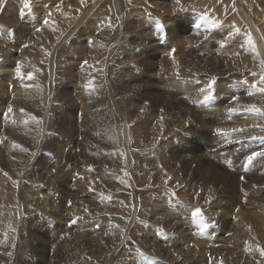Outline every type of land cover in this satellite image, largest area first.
I'll list each match as a JSON object with an SVG mask.
<instances>
[{"label":"rangeland","instance_id":"obj_1","mask_svg":"<svg viewBox=\"0 0 264 264\" xmlns=\"http://www.w3.org/2000/svg\"><path fill=\"white\" fill-rule=\"evenodd\" d=\"M19 1H22L23 4L26 3L25 6L16 8ZM140 1L141 0H139V1L135 0V3H133L134 6H132L128 0H127L128 3L126 2V0H98V1L97 0H84L83 3L81 2V0H61V1L60 0L59 1L58 0H9V3L7 4V6L0 13V17L2 14H6V16L4 17V19H6L5 21L0 19V32L2 30V32L0 33V43L1 44H2V42L8 43V44H9V42H10V44L13 43V45H8V44L5 45L3 43L2 47H7V45H8V47L9 46H15L14 45V42L16 41L15 38H18V40H19V38L21 37L23 44L25 41H27V42H25L24 46H23V44L20 45L21 43L19 45H16L13 48L14 49L13 51H15V53L13 51H11L12 53L11 52L10 53L13 55L15 54L18 57V55H19L18 53L20 52V50H21V52H23L22 50L25 47L24 52L26 55L28 54L27 57L38 56V58H40V56H41V58H42V59L40 58V61H39L40 67H38V68L33 67V64H31V66L33 67L32 68L30 66V64H28L29 62L25 66V67H27L29 65V67H27L29 73H32L33 77L35 76V78H33L34 82H32L33 79H31V80L29 79V81H31L29 84V81H27L28 77H26L28 74V71L27 70L25 71V69H24V71H23V72H25L24 75H23V73H19L20 71L18 72V70H19L20 64L18 63V61L16 63L6 61L4 59V56L1 54L2 52H5V51H2V50L0 51V78H4V82L0 83L3 85V91L1 90L2 88L0 87L1 88L0 89V130L3 129V131H2L3 133H0V180H1V182L9 181L10 177H14V175H17L16 173H19L18 174L19 176L20 175L22 176V174L24 175L23 177H21L22 180H19L17 183H13L14 185L12 183H10V184L8 183L7 189H9V191L11 192L10 194L9 193L4 194V193H2V190L0 189V219H1V221L6 223L8 221V217L10 216L11 211L12 212L16 211L15 213H19V209L16 207V205H13V204H15L12 201L13 196H10V195H14V193H15V195L20 198L21 195H20L19 190H20V188L21 189L25 188L24 189L25 194L28 195L30 193L29 197L31 198V194L33 193V189H31V188H33V184H36V183H37L36 185H38L37 186L38 190L35 188L36 193L40 194L41 200L44 202H45V197H46L45 203H47V204L49 203V205L46 204L48 207L54 208L55 205L58 206V208H57V206L55 207V210H57L56 212L60 218V220H59L56 217V215H54L53 213H42V212L38 213V216L36 218H39V221L36 224L39 227H44V228L37 231L35 229V227H32V225L29 223L30 220H28V218H27V216L29 214H27V215L21 214L23 217L20 218V220L17 219L16 220L17 223H15V224H18L19 226L22 225L21 226L22 231H23V233L27 234V236L22 233L21 240L16 238L17 240H15V241H17L18 243L20 242L22 247H24V248H22L24 250V255H21V257H18V255H17L18 246H14V248H13V245L11 243L12 241H10L11 239L14 240V237H11L10 239H5V240H8V242L6 243V248L7 247L10 248L12 246V248H10L12 250L7 248L9 250L5 249L4 251L0 252V264H5L6 262H7L6 264H10V263L15 264L16 262H19L17 264H22V262H23V264H26V263L27 264H52V263L58 264V263L63 262L65 257L60 253V252H62V249H61L62 248L61 247L62 240L61 239L65 238V237L68 238L67 236H69L70 232L68 230H62L60 232V234H61L60 238H58L57 232L61 228L70 229V228H72V226H75V227L81 229L80 221H90V220L81 219L78 217H68L71 215L69 212H71V211L72 212H78V210H79V212L90 213V208L88 207V206H90L89 202L91 200L97 198L96 193H93L91 191L86 192L85 188H83V189L80 187L75 188V186L73 184L74 181L72 180V178L76 179L75 176L77 174L85 173V175H87L88 178L90 176H92L90 178H92V180H93V178L95 179L93 181L94 182L96 181L97 186H99V184H100L99 187L100 188L102 187L101 188L102 191L109 190L110 182L105 178V172L106 171L107 172H108V170L113 171L112 167L110 166V161H109L110 154H109V152H110V148L113 149L115 146H120V145L116 144L117 142H115L114 140H113V142H110V143H107V141L114 139V138L117 141H119V139L117 138L116 133H115V130L119 129L118 127L122 128V129L126 128L125 131L128 132V130H129L130 131L129 133L134 132V135L130 136L132 138L129 137L130 140L133 138H136L135 134H137V132L138 133L142 132L143 134L142 133L141 134L145 136V137L143 136L144 138H143L142 142L149 141L150 137H153L154 140H156L158 135H159L158 136L159 137L158 140H159L161 138L160 137L161 133L166 134V130H164V128L169 124H171V126H173V127L175 126V128H176L174 131H172V133H171L172 135L169 138L163 139L166 141V145L163 148H159L160 151H158L159 149L158 150L155 149L154 151H152L151 150L152 145L149 143L144 144V145L142 144L139 147L137 146L138 148L136 147V145H135V147L131 145L130 148L136 150L134 152V153H136V155L139 154V156H141L143 158L152 157V161L154 162V163H152V166L149 170L137 168V171L141 174L138 176V179L134 181V183L139 184L145 188L152 189V188H155L157 186L158 180H160L166 174H169L174 179L180 178V177L182 179H187L188 181H186V182H191L192 180H196L198 182H203L204 180L201 179L197 175V173H195V171L197 168H201L203 170L204 166L200 165L196 160L199 159L200 162H202V161L207 162L209 160L213 166H215L218 170L222 171L220 173L221 175L228 177V179H230V180L232 179L234 182V186H233L231 181L229 180L231 183V186H233L234 188L232 189V187H229L230 190H227L228 192L226 191L225 192L226 194H224L223 196H232V197L238 196L241 199V204H239V205H242L245 207H250V205H248V201L250 199V194H252L253 200L256 203H259L260 205H264V157H257L251 163L248 162V157L251 155L252 152L264 151V139H253V137H264V109H263L264 107H262L261 105H258L254 109L246 108L245 111L238 112L235 115H231V119H230V121H227V123L236 122L240 119H251L250 125L237 127V129H239V133H240L239 137H241V138H239L238 143L235 146V148L231 147V148H225V149L217 150V148L215 149V148L209 146V144H212L217 139L218 132L216 130L217 129H223L226 127V126L218 127V125H215V123L213 122L212 119L213 118L217 119V116L220 113V111L231 112L232 109L236 106L235 103L237 102V97L240 94H242L243 92H247L250 90L256 91L260 86L264 88V83L262 84L261 81H259L260 79L258 80V78H260V76L262 74H264V66H262V63H260V62L264 61V59H263L264 58V28H262V26L264 27V25H262V19H261L262 17L259 15L262 13V11H264V0H256V2L254 0H251V1L250 0H232V1L231 0H217V3H219L221 5L220 6L221 9L224 7V11L223 10L220 11V12H223L222 15H220V13H218L217 15H215V17H214V15L211 16L212 19H215L218 15L222 16V18L217 17L218 19H216V21L219 20V21H221V23L218 21L220 25L218 24V26L215 29H212L211 32H210V30H211L210 25L207 24L208 21H205V20H208V14L203 11V9H205V7L203 6L202 0H200V4L198 2L199 0L198 1L194 0L193 3H192V0H190L191 2L189 0H184V1L179 0V2H177V0H146V1L144 0L145 2L142 0L141 1L142 3ZM243 1H246L245 4ZM64 2L66 5H63ZM138 2H140L139 4H141V5H139ZM182 2H185V6H184V3H182ZM196 3H198V5H200V6H198V5L196 6L195 5ZM248 3H249V5H248ZM90 4H93V5H90ZM190 4H191V6H190ZM255 4H256L257 8L254 7ZM243 5H244V7H243ZM247 5H248V7H247ZM183 6L185 7V9H183L184 8ZM192 6H194V7H192ZM173 8H175V9L173 10ZM178 8H180V9H178ZM87 9H88V11H86ZM64 10H65V12H64ZM233 11H235V12H233ZM250 12L251 13L253 12L252 13L253 15ZM132 13L133 14L135 13V15H133ZM175 13L177 15L178 14L179 15L177 16ZM235 13H237L236 16H235ZM60 14H62V16ZM159 14H160V16H159ZM57 15H58V17H57ZM70 16H71L70 20H72L71 22L69 20ZM59 17L61 18V20ZM83 17H85L84 25L80 24V22H79L82 20L81 18H83ZM231 17H234V18L237 17V19H238L237 23L238 24L236 22H235L236 24L235 23L231 24V21H229ZM258 17H260V18L258 19ZM87 18H89V19H87ZM244 18L248 22H244ZM247 18H249V20ZM56 19H57V22H56ZM224 20L225 21L227 20V21L225 22ZM45 21H48V22L45 23ZM242 22H244V23H242ZM249 22H250V24H249ZM259 24H260V26H259ZM74 25H75V27H74ZM76 25H78V26H76ZM204 25L205 26L209 25V27L207 26V30H206V27ZM243 25H245V26H243ZM247 25L249 26V28ZM219 27L223 29L221 34H219V33L221 32L220 30H222V29H220ZM105 28H107V29H105ZM122 28H124V29H122ZM251 28H253V29H251ZM76 29H77V31H76ZM78 29H80V30H78ZM95 29H97V31ZM108 29H109V31H108ZM226 29H228V30H226ZM94 30L96 32H94ZM105 30H107V31H105ZM115 30L117 31V34H116ZM224 30H226V31H224ZM229 30H231L232 32H230ZM105 32L107 35H105ZM125 32L127 33L128 37L130 36L129 38L126 36ZM212 32H214V33H212ZM216 32L218 34H216ZM251 32L253 33V35H255V38L252 36V34L251 35L249 34ZM66 33L67 34L69 33V34L67 35ZM131 33H132V35H131ZM206 33H207V35H205ZM210 33H211V35H210ZM20 34H21V36H20ZM51 34H53V36L56 38V40H54L56 43H58L59 40L60 41L64 40L65 42H67L66 44H68V46H70V49L72 48V50L73 51L75 50V51L71 52V54L67 55V56H65V52H61V53H63V55H61V53L58 51V50H60V47H56L57 45L55 42H53V43L50 42V35ZM108 34H109V36H108ZM136 34L137 35L139 34V37H141V38H139ZM213 34H215V35H213ZM208 35L210 36L209 40L207 38ZM231 35H233V37L231 38L232 40L229 39L231 37ZM211 36H213V37H211ZM214 36H216L217 38H215ZM249 36H251V38H252V43H249V40H248ZM142 38H144V39L142 40ZM11 39L12 40L15 39L14 42ZM96 39H98V40L100 39V40L97 42ZM127 40H128V42H127ZM139 40L140 41L142 40V43L141 42L139 43ZM5 41H7V42H5ZM129 41H130V43H129ZM19 42H20V40H19ZM256 43H258V44L256 45ZM25 45H28V46H25ZM223 45H225L226 47L224 46V48H223ZM131 46H133V47H131ZM28 47L30 49L32 47L33 49L26 50ZM231 47H232V49H231ZM56 48H59V49H56ZM112 48H113V50H112ZM117 48H120V49L117 50ZM134 48H135V50H134ZM253 48L255 49V51H253ZM262 49H263V51L261 52ZM49 50H50V52L51 51L52 52L51 53L47 52ZM126 50H130V51L134 52L133 56L127 57ZM78 51H81V52H78ZM118 51H120V53ZM247 51L248 52L250 51L251 54L250 53L248 54ZM92 52H94V53H92ZM123 52H125V55ZM7 53H9V52H7ZM78 53H79V55H78ZM96 53H98V54H96ZM257 53H258V55L259 54H261V55L258 56ZM116 54H118V55L115 56ZM91 55L93 58L91 57ZM93 55H95V56H93ZM97 55L99 56V58L97 57ZM122 55H124V56H122ZM224 55H225L226 59L222 57ZM234 55H236V56H234ZM43 56H44V58H43ZM174 56H176V57H174ZM57 57H59V58H57ZM78 57H79V59H78ZM116 57L117 58L121 57L122 59L126 58L128 60H126V62H124V63H122L123 61L120 63V65L117 67V70H118L117 73L116 72H112V73L108 72L109 73L108 78L110 77L113 80H115L117 76L123 77L127 73L126 75L129 76L131 78V80L133 79V76H135V79H133L132 82H128V83L121 81V82H119L120 85H118V84L115 85L117 88L115 86L109 87V90H110L109 94L110 95L109 94L103 95L101 92L97 93L96 91H94L92 89L82 92L81 84H85L87 81H85L83 79L84 77H83V73L81 71L88 70V65L86 63L89 64L90 68H92V66H98V65L103 66L104 65V68L105 67L106 68H105V71L103 73H107L106 72V70H107L106 65H108V64L110 66L112 65L111 67L114 68L116 66L115 65L116 61H114V59ZM259 57H261L260 58L261 61L259 60ZM88 58H89V60H88ZM130 58L131 59L135 58V60L134 59H132V60L134 62L135 61H137V62L134 63L132 60H129ZM55 59H56V61H55ZM101 59L104 61H102ZM212 59H214L215 61H217L219 63L222 62L223 65L224 64L226 65V63H227V65L226 66L224 65V67H229L230 69L232 67H236V69L233 70V72H229V74H224L226 76L225 77L223 74H219V71L216 68H213L210 66H204L205 62H208ZM45 60H46V62H45ZM105 60H106V62H105ZM50 61H52V63ZM96 61H98V62H96ZM229 61H234V62H232L233 63L232 64ZM242 61L244 62L243 64H246V63L247 64L248 63L253 64L254 63L257 66H255L254 71L252 68L249 71H247L246 69L243 71L241 69L243 67V64L239 63ZM256 61H258V62H256ZM102 62L107 63V64H100ZM95 63L97 65H95ZM192 63H197V64L192 65ZM229 63H231L230 66L228 65ZM55 64H56V66H55ZM90 64H92V66ZM236 64H237V66H236ZM45 65H47V66H45ZM49 65H52V66H49ZM83 66L85 68H83ZM21 68H22V65H21ZM21 68H20V70H21ZM34 68L37 69V70L35 69V72H34ZM29 69L33 70V71H30ZM177 69H181V70L176 71ZM49 70L50 71L53 70L52 73ZM197 70H198V72H197ZM236 70L238 73L236 72ZM132 71H134V72H132ZM192 71H194V72H192ZM200 71H202V72L200 73ZM257 71H258V74H257ZM6 72H14V74H15L14 78L16 80H14V78L13 79L9 78V76L7 75ZM47 72L50 75L46 76L43 79L42 75L45 76L46 74H48ZM58 72H59V74L60 73L61 74L59 75ZM213 72H214V74H213ZM16 73L20 74V75H16ZM55 73H57V74H55ZM103 73H101V74H103ZM241 73H244V78L236 79L238 76H240ZM250 73H252V74H250ZM101 74L99 75V78H101L103 76ZM246 75H247V78H246ZM23 76H25V78ZM41 76H42V78H41ZM50 76H51V78H50ZM62 76H64L63 77L64 79L62 78ZM47 77H48V79H46ZM57 77L58 78L60 77L62 79L61 80L59 78L61 81L58 80V83L56 80ZM245 78H246V80H245ZM253 78H255V79L257 78V79L255 80ZM41 79H43V80H41ZM50 79L53 82H51ZM145 79H147V80H145ZM0 81H2V79ZM39 81H43V82L41 83ZM84 81H85V83H84ZM23 82L24 83L26 82L28 84H26V83L24 84ZM54 82H56V83L54 84ZM21 83H23V84H21ZM252 83H255V84H252ZM209 84L213 85V87L211 89L208 88ZM18 85L21 86L20 90H17L20 93L23 90H29L30 88H32V89L36 88L37 90L33 91L32 89H30V91L31 90L32 91L31 92L26 91L28 93L23 91V93H21L22 98L20 97V99H19V97H16L17 95L19 96V93L15 92L16 89L19 88ZM30 85H32V87H29ZM251 85H252V88H251ZM14 86H16V87H14ZM36 86H38V87H36ZM39 86H41V87H39ZM54 86H56V87L54 88ZM131 86H133V87H131ZM147 87H149V88H147ZM23 88H25V89H23ZM253 88H255L256 90ZM13 89H15V90H13ZM49 89H51V90H49ZM134 90H137V91H134ZM142 90L148 91L149 94L145 95ZM50 92H51V94H49ZM114 92H115V94H114ZM210 92L212 93V95L209 97V99L205 100L204 99L205 96H208ZM46 93L49 96L45 95ZM53 93H54V95H53ZM116 93H118V95H116ZM163 93L166 95L168 94V95H172V96H176V97L187 96L188 100L192 104V107L190 109V111L192 113H190V114H194L190 117L195 119V125L198 126L199 129L204 130V133L203 134L192 133V131L187 132V131L178 130L179 124L184 123L185 119L188 117V116H185L184 114H181L179 117H175V118L171 119L169 121V123H160V122H158L159 118L161 117L160 113H156V111H153L151 109L149 111H146V108L150 107L151 104H156L157 108L160 106V109H163L160 104L163 101H168V98L166 96L163 95V97H162ZM106 96H108V99L103 98ZM47 97L48 98L50 97V98L48 99ZM37 98H38V100H37ZM17 100L19 101V103ZM108 100L110 103L113 101L114 102L109 104ZM116 100H120L121 103H120V101H116ZM126 100H127V102H126ZM12 101L14 103H11ZM178 101H180V103H182V104L185 103V100L183 98H180V100H178ZM106 102H107L109 107L107 106ZM134 102H135V105H134ZM151 102H153V103H151ZM118 103L121 104L122 106L121 105L119 106ZM102 104L103 105L106 104V106L105 105L103 106ZM17 105H20L19 109L21 110L20 111L18 109V111L20 112V116H22L19 118L20 121H18L19 119L17 117V116H19L18 111L12 110L11 113H9L7 111L9 106H13L12 109H14V107H16ZM52 105H54L55 107ZM112 105H113V107H111ZM139 106L140 107L142 106L141 108L144 109V111H141L142 109H139L138 108ZM99 107H100V109H99ZM114 107L115 108L117 107V108L115 109ZM109 108H110V110H109ZM112 108H113V110H111ZM180 108H181V105H179V108H177V109H180ZM105 109L109 110V113ZM100 110H102V111H100ZM110 111H114V112L112 113ZM125 111H127V112H125ZM21 112H22V114H21ZM50 112H52V113H50ZM101 112H103V113H101ZM142 112H143V114H142ZM150 112H151V114H150ZM24 113H26V114H24ZM110 113L112 114V117H110L111 116ZM155 113H156V115H155ZM100 114H101L100 117L102 119L98 118V115H100ZM120 114L122 115V117L120 116ZM147 114L151 115L153 118L151 119V117H148ZM158 114L160 117L158 116ZM125 115H127V116H125ZM104 116L107 118V120ZM15 117H17V118H15ZM32 117H36V120H33ZM143 117H144V119H143ZM209 117H211L212 119L210 120ZM49 118H50V120H48ZM113 118H115V119H113ZM179 118H184V120L180 119V121H179ZM14 119H16L19 123L14 122L15 124H13ZM125 119H128V120L125 122V121H123ZM26 120H29V124H28V121L26 122ZM112 120H113V123H111ZM130 120L131 121L134 120V121L130 122ZM37 121H40V122H37ZM101 121H103L104 123H100ZM109 121H111V122H109ZM117 121H119V123H117ZM121 121H123L124 123ZM135 121H137L138 123ZM146 121H148V122H146ZM11 122H12L13 126L11 125ZM16 123H17V125H16ZM33 123H35V124H33ZM23 124H24V126H23ZM30 124H32L33 126ZM101 124H103V125H101ZM140 125H141V127H140ZM14 126H16L17 128L14 129ZM20 126H22L21 127L22 129L20 128ZM110 126H111V128H110ZM47 129H48V132H47ZM136 129H138V130H136ZM258 129H261V131L258 133L260 135L255 133ZM10 130H12V131H10ZM175 132H176V134H175ZM222 132L223 131H221L220 134H222ZM150 133H152L151 136H146V134L148 135ZM13 134L16 135L17 139H15L16 137L13 138V136H15ZM114 135L116 137H114ZM2 136H5V137H2ZM8 136H10V137H8ZM45 138H47V139H45ZM6 141H7V143H6ZM10 142L12 144H10ZM39 143H40V145H39ZM21 144H22V146H21ZM58 144L64 145L66 147V150H67L66 152L68 154H64L61 151H59L57 148ZM11 145H13V146L15 145V152L13 149L14 147ZM92 147H97V148L101 147L102 150L103 149L107 150L108 154H105L104 151L103 152L97 151L96 149H93ZM120 149H121V147H120ZM16 150H17V152H16ZM215 150L219 154L214 155L215 157L210 156L209 154H211V155L215 154ZM8 153H10V154L14 153V154H11V156H10V154H8ZM16 153H18L20 156L17 155ZM28 153H30V154H28ZM149 153H151V154H149ZM198 153H199V155H196ZM203 153H205V155ZM120 154L121 153H119V157L121 158L122 155H120ZM183 154L184 155L186 154L188 157L183 158V156H184ZM202 155H204L206 158L204 159V157H202ZM30 156H31V158H30ZM217 156H218V158H216ZM27 157L29 158L30 161L27 160L28 159ZM208 157H210L211 160L208 159ZM56 158H62L63 165L61 163H57ZM240 158H245L246 160L240 166L237 167V166H235V162L240 160ZM15 159L16 160L18 159L16 161V162H18V164L15 161H13ZM64 160H66V162ZM69 160L70 161L72 160L73 162L71 163ZM25 162L27 164L29 162V164L26 165ZM32 162H33V164H32ZM67 162L71 163L72 165L71 164L69 165ZM104 163L105 164L107 163V164L104 165ZM187 163H188V165H187ZM73 164H74V166H73ZM88 164H89V166H88ZM56 165L59 167L58 170L55 169ZM60 165L62 168L64 167V171L66 169L65 172L68 173L67 175L64 176L65 178H61L63 176H60V175L66 174L64 172H63L64 174L62 173V170H61L62 168L60 167ZM206 165L209 166L208 164H206ZM8 166H10V168L8 169L9 171L14 170V173H13L14 175L10 176L11 174H7L8 177H5L3 175L2 171L7 169ZM75 166L78 167V169L73 168ZM102 166H104V167H102ZM105 166H107L108 169H107V167L105 168ZM241 166H242V168H241ZM227 167H229V168H227ZM234 167H235V169H234ZM45 168H52L54 170L55 173L53 172V174H52V177L54 176L53 178L52 177L51 178H45L43 176V174H41L45 170ZM69 169L70 170L72 169V171H74L73 173H75L76 175L74 176L72 174V171L70 173ZM21 170L24 171V172H22V174H21ZM87 170H89L90 172ZM191 170H192V172H191ZM206 170H208V168H206V169L204 168V171H206ZM242 170L244 172H242ZM91 171L93 172V174ZM95 171L101 176H98L97 173H95ZM103 171H104V173H103ZM58 173L60 175H58ZM207 173L208 172H206V174ZM71 174H72V177H71ZM188 174H190V175H188ZM240 175H242V176H240ZM59 177L61 178V180L59 179ZM100 177H103L104 179L100 178ZM130 177H131V175H130ZM241 177H244L245 179H247L246 180L247 184H246V182H244V186L242 184H239V185L236 184L238 179L240 181L242 180ZM260 178H262V179H260ZM29 179H30V181H29ZM245 179H243L242 181H244ZM34 180H37V181H34ZM57 181L59 182V184ZM250 181H253V183H255V184H253V183L252 184L255 185L256 187L253 186ZM30 182L33 184H31ZM38 182L41 184V186H40V184H38ZM107 182H108V185L106 184ZM192 182H194V181H192ZM71 184H72V186H71ZM101 184H103L104 186ZM245 184H246V186H245ZM262 185H263V187H262ZM13 186H14V188L16 186H18L17 191L11 189V187H13ZM160 186L162 187V190H164V193H165L164 196H156L155 190L147 192V195H153V198L156 201H158L160 203H167V204H173L175 202V200L177 202L178 199L183 200L182 197L176 193H174V194H176L174 196L173 193L171 192V190H172L171 187H166L167 184H163V185L161 184ZM249 186L254 187V189L252 187H249ZM105 187H109V188H105ZM259 187L262 189L256 191V189H258ZM104 188L107 190H105ZM166 188H168V189H166ZM41 189H43V190H41ZM248 190H249L250 194H249ZM26 191H27V193H26ZM76 191L79 193H76ZM131 191L133 193L132 189H131ZM43 192H45V193H43ZM74 192L76 193V195ZM98 192H101V191H98ZM62 193L63 194L65 193V194L63 195ZM77 194L81 198L78 197ZM166 194L169 195V197L166 196ZM43 195L45 197H42ZM171 196L174 199L170 198ZM71 197H74L75 201L79 200L76 205H78L77 206L78 208L80 206V209H78L75 204H74L75 207L73 206V200H70ZM76 197L79 199H77ZM85 197H86V199H85ZM8 198H10V200ZM82 198H83V200H82ZM52 200H53V203H52ZM242 200L244 202H242ZM49 201L52 203V205ZM80 201H81V203H80ZM171 201H173V202H171ZM222 204L220 203V209L221 210L219 209V211L217 213L218 215H223L225 213V211H223V209H224L223 205L224 204L223 205ZM231 206H232V204H231ZM70 209H72V210H70ZM76 209H78V210H76ZM58 210H59V212H58ZM111 210H112L113 215L111 214L110 217L117 218L116 216L118 213H116L114 208H112V207H111ZM235 210L237 211L238 209H235ZM87 211H89V212H87ZM59 213H61V214H59ZM63 214L65 215L64 218H63ZM13 215H15L13 217L15 219V217H17L16 216L17 214H14V212H13ZM144 218L147 219V216H144L143 219ZM22 219H23V221H22ZM234 219H235V217H234ZM202 220H205L207 222L206 223L205 221L204 222L201 221L202 225L200 226V230H202L204 233V235H203L204 238L206 240L210 241V243L216 244L215 241L220 242L219 238L223 236L220 228H223L222 231H224V228H225L223 220H220V218H217V220H216L212 217H204ZM26 227H30L31 229H28ZM65 227H68V228H65ZM85 232L90 233L87 231H85ZM73 234L76 235L75 237H73V241L75 240L74 242H78L79 240H81V235L78 232H75V233L73 232ZM219 234H220V237H219ZM176 235H177L176 233L170 232V236L172 238L177 237ZM230 235H231V231L229 229L225 232L224 236L230 237ZM13 236L16 237V235H13ZM77 236L80 238L78 239ZM253 236L256 237V233H253ZM152 237H157L164 244V240L168 238V234H166V233H164L162 235L154 234ZM1 242H0V244H1ZM29 242H30V244H29ZM27 244H29V245H27ZM57 245H59V247ZM219 246H221V244H219ZM73 247L75 249H77L75 244L73 245ZM56 248H58L57 249L58 251L56 250ZM14 249H16V250L14 251ZM9 252L10 253L12 252V254H14V255L11 254V257H10ZM54 252L56 253V257H58V259L54 256L55 255ZM1 255H3V256H1ZM8 256L11 259L8 258ZM206 257H207L208 261H205L201 264H211V263H209V262H212L210 260V254H207ZM40 259L42 262L40 261ZM59 259L62 260V262ZM125 259L127 260L128 264L131 262H137V264H145V263H147V264H172L168 260L152 256V255H150L144 251H138V252L134 253V255H127L125 257ZM17 260H19V261H17ZM38 260H39V262H38ZM8 262H10V263H8Z\"/></svg>","mask_w":264,"mask_h":264},{"label":"bare ground","instance_id":"obj_2","mask_svg":"<svg viewBox=\"0 0 264 264\" xmlns=\"http://www.w3.org/2000/svg\"><path fill=\"white\" fill-rule=\"evenodd\" d=\"M59 1V0H58ZM61 1V0H60ZM98 1V0H97ZM132 6H134L133 3H135V0H128ZM139 1V0H138ZM142 1V0H141ZM140 1V2H141ZM144 1V0H143ZM146 1V0H145ZM144 1V2H145ZM184 1V0H183ZM190 1V0H189ZM194 0H192V3H193ZM198 1V0H197ZM203 1V6L205 7V9H203V11L205 13L208 14V20H205V21H208L207 24H209V22H212V21H216V19H218L217 17H221L222 16H217L215 19H212L211 16L214 15H217L218 13H220V15H222L223 12H220L221 10L224 11V7L221 9V5L219 3H217V0H202ZM232 1V0H231ZM251 1V0H250ZM256 2V0H254ZM73 2V1H72ZM77 2V1H76ZM102 2V1H101ZM127 2V0H126ZM137 2V1H136ZM138 2V4L140 3ZM143 2V3H144ZM191 2V1H190ZM199 4H200V0L198 1ZM234 2V1H233ZM240 2V1H239ZM244 4L246 1H243ZM248 2V1H247ZM9 3V0H3V4L2 6H0V13L2 12V10L7 6V4ZM63 3V2H62ZM91 3V2H90ZM97 3V2H96ZM128 3V2H127ZM142 3V2H141ZM184 3V6H185V2H182ZM230 3V2H229ZM258 3V2H257ZM26 3H22V1H19L16 8H19V7H24ZM202 4V3H201ZM235 4V3H234ZM238 4V3H237ZM62 5V4H61ZM63 5H66L65 2ZM90 5H93V4H90ZM141 5V4H139ZM181 5V4H180ZM194 5V4H193ZM196 6L198 5V3L195 4ZM249 5V3H248ZM247 5V7H248ZM27 6V5H26ZM95 6V5H94ZM183 6V7H184ZM191 6V4H190ZM200 6V5H198ZM241 6V5H240ZM164 7V6H163ZM179 7V6H178ZM182 7V8H183ZM188 7V6H187ZM194 7V6H192ZM236 7V6H235ZM244 7V5H243ZM246 7V6H245ZM253 7V6H252ZM254 7H256V4L254 5ZM89 8V7H88ZM181 8V9H182ZM234 8V7H233ZM251 8V7H250ZM257 8V7H256ZM94 9V8H93ZM172 9V8H171ZM175 8H173L174 10ZM180 9V8H178ZM185 9V7L183 8ZM187 9V8H186ZM189 9V8H188ZM252 9V8H251ZM91 10V9H90ZM177 10V9H176ZM190 10V9H189ZM194 10V9H193ZM202 10V9H201ZM235 10V9H234ZM254 10V9H253ZM88 11V9L86 10ZM92 11V10H91ZM169 11V10H168ZM184 11V10H183ZM236 11V10H235ZM233 11V12H235ZM60 12V11H59ZM65 12V10H64ZM90 12V11H89ZM232 12V11H231ZM237 12V11H236ZM257 12V11H256ZM20 13V12H19ZM58 13V12H57ZM91 13V12H90ZM173 13V12H172ZM238 13V12H237ZM235 13V16L236 14ZM240 13V12H239ZM249 13V12H248ZM251 13V12H250ZM253 13V12H252ZM251 13V14H252ZM63 14V13H62ZM62 14H60L62 16ZM89 14V13H88ZM133 14V13H132ZM176 14V13H175ZM234 14V13H233ZM232 14V15H233ZM59 15V16H60ZM135 15V13L133 14ZM177 15V14H176ZM179 15V14H178ZM177 15V16H178ZM240 15V14H239ZM253 15V14H252ZM257 15V14H256ZM262 18V25H264V11H262L261 14H259ZM6 16V14H2L0 19L5 21L6 19H4V17ZM81 16V15H80ZM88 16V15H87ZM90 16V15H89ZM160 16V14H159ZM238 16V15H237ZM245 16V15H244ZM58 17V15H57ZM78 17V16H77ZM86 17V16H85ZM85 17L81 18L82 20L79 21L80 24H83L84 25V20H85ZM240 17V16H239ZM257 17V16H256ZM60 18V17H59ZM71 16L69 17V20H70ZM137 18V17H136ZM207 18V17H206ZM260 17H258L259 19ZM89 19V18H87ZM133 19V18H132ZM175 19V18H174ZM228 19V18H227ZM249 20V18H247ZM61 20V18H60ZM241 20V19H240ZM72 20H70L71 22ZM219 21V20H218ZM225 21V20H224ZM227 21V20H226ZM225 21V22H226ZM231 21V24H234L235 22L237 23L238 19L237 17L234 18V17H231L230 20ZM56 22H57V19H56ZM221 23V21H219ZM244 22H248L245 18H244ZM242 22V23H244ZM77 23V22H76ZM235 23V24H236ZM60 24V23H59ZM66 24V23H65ZM70 24V23H69ZM79 24V23H78ZM79 24V25H80ZM122 24V23H121ZM224 24V23H223ZM238 24V23H237ZM241 24V23H240ZM246 24V23H245ZM250 24V22H249ZM110 25V24H109ZM108 25V26H109ZM133 25V24H132ZM210 25V24H209ZM209 25H204L206 27V30H207V26L209 27ZM220 25V24H219ZM62 26V25H61ZM65 26V25H64ZM71 26V25H70ZM78 26V25H76ZM86 26V25H85ZM122 26V25H121ZM138 26V25H137ZM203 26V27H204ZM245 26V25H243ZM248 26V25H247ZM260 26V24H259ZM16 27V26H15ZM75 27V25H74ZM83 27V26H82ZM204 27V28H205ZM221 27V26H220ZM219 27V28H220ZM223 27V26H222ZM241 27V26H240ZM253 27V26H252ZM256 27V26H255ZM65 28V27H64ZM79 28V27H78ZM87 28V27H86ZM89 28V27H88ZM116 28V27H115ZM225 28V27H224ZM249 28V26H248ZM257 28V27H256ZM262 28H264L262 26ZM261 28V29H262ZM107 29V28H105ZM124 29V28H122ZM121 29V30H122ZM138 29V28H137ZM136 29V30H137ZM210 29V28H209ZM208 29V30H209ZM222 29V28H220ZM253 29V28H251ZM250 29V30H251ZM255 29V28H254ZM72 30V29H71ZM75 30V29H74ZM80 30V29H78ZM97 31V29H95ZM94 30V32H96ZM117 30V29H116ZM115 30L116 34H117V31ZM131 30V29H130ZM140 30V29H139ZM228 30V29H226ZM224 30V31H226ZM246 30V29H245ZM69 31V30H68ZM77 31V29H76ZM75 31V32H76ZM107 31V30H105ZM109 31V29H108ZM114 31V30H113ZM119 31V30H118ZM212 31V29L210 30V32ZM218 31V30H217ZM221 32L219 34L222 33L223 29L220 30ZM230 32H232L231 30H229ZM252 31V30H251ZM256 31V30H255ZM2 32V30H1ZM0 32V33H1ZM99 32V31H98ZM137 32V31H136ZM253 32V31H252ZM249 33L250 35L252 34V36L255 38V35H253V33ZM263 32V31H262ZM54 33V32H53ZM56 33V32H55ZM73 33V32H72ZM87 33V32H86ZM108 33V32H107ZM119 33V32H118ZM126 33V32H125ZM135 33V32H134ZM214 33V32H212ZM246 33V32H245ZM57 34V33H56ZM67 34V33H66ZM69 34V33H68ZM67 34V35H68ZM110 34V33H109ZM108 34V36H109ZM141 34V33H140ZM216 34H218L216 32ZM229 34V33H228ZM232 34V33H231ZM256 34V33H255ZM55 35V34H54ZM66 35V36H67ZM105 35L106 32H105ZM132 35V33H131ZM137 35V34H136ZM207 35V33L205 34ZM204 35V36H205ZM211 35V33H210ZM215 35V34H213ZM234 35V34H233ZM233 35H231V37L229 39H231L233 37ZM263 35V34H262ZM21 36V34H20ZM56 36V35H55ZM59 36V35H58ZM73 36V35H72ZM71 36V37H72ZM101 36V35H100ZM126 36H127V33H126ZM139 37V34L137 35ZM141 36V35H140ZM221 36V35H220ZM23 37V36H22ZM57 37V36H56ZM106 37V36H105ZM124 37V36H123ZM128 37V36H127ZM130 37V36H129ZM128 37V38H129ZM213 37V36H211ZM215 38H217L216 36H214ZM14 38V37H13ZM12 38V39H13ZM58 38V37H57ZM125 38V37H124ZM136 38V37H135ZM141 38V37H139ZM208 40L210 38V36L208 35L207 36ZM11 39V40H12ZM16 39V41L14 42V40ZM14 40H12L14 42V45H22L23 42L21 40V37L19 38H15ZM26 39V38H25ZM66 39V38H65ZM69 39V38H68ZM106 39V38H105ZM137 39V38H136ZM135 39V40H136ZM144 38H142L143 40ZM193 39V38H192ZM206 39V38H205ZM204 39V40H205ZM10 40V39H9ZM54 40H56V38L53 36V34L50 35V42H55ZM97 42L100 40L96 39ZM142 40L140 41L139 40V43L141 42L142 43ZM146 40V39H145ZM191 40V39H190ZM196 40V39H195ZM207 40V41H208ZM232 40V39H231ZM234 40V39H233ZM256 40V39H255ZM8 41V40H7ZM5 41V42H7ZM102 41V40H101ZM100 41V42H101ZM104 41V40H103ZM9 42V41H8ZM27 42V41H25ZM24 42V44H25ZM107 42V41H106ZM128 42V40H127ZM137 42V41H136ZM144 42V41H143ZM148 42V41H147ZM3 43L2 44L0 43V51H5V52H2L1 54L4 56V59L6 61H9V62H14L16 63L18 61V63L20 64V67H19V73H24V69L25 71L27 70L28 71V68L29 65L27 67H25L28 64H33V67H40L39 65V61H40V58H38V56H34V57H27V55L25 54V47L24 49L22 50L23 52H20L18 53V57L13 54H11L14 49L15 46H9L8 45H13L9 44L8 43H4L5 45H7V47H2L3 46ZM51 43V44H52ZM56 43V42H55ZM67 42H65L64 40H59L58 43H56V47H60V50H58L60 53L61 52H65V56L67 55H70L71 52H74L72 50V48L70 49V46H68V44H66ZM96 43V42H95ZM120 43V42H119ZM118 43V44H119ZM130 43V41H129ZM133 43V42H132ZM138 43V44H139ZM252 43V42H251ZM260 43V42H259ZM23 44V46H24ZM101 44V43H100ZM196 44V43H195ZM198 44V43H197ZM247 44V43H246ZM258 43H256L257 45ZM50 45V44H49ZM221 45V44H220ZM22 46V47H23ZM25 46H28V45H25ZM55 46V45H54ZM114 46V45H113ZM119 46V45H118ZM127 46V45H126ZM143 46V45H142ZM186 46V45H185ZM225 45H223V48H224ZM229 46V45H228ZM130 47V46H129ZM133 47V46H131ZM141 47V46H140ZM202 47V46H201ZM221 47V46H220ZM226 47V46H225ZM230 47V46H229ZM250 47V46H249ZM255 47V46H254ZM263 47V46H262ZM110 48V47H109ZM116 48V47H115ZM228 48V47H227ZM247 48V47H246ZM16 49V48H15ZM19 49V48H18ZM22 49V48H21ZM30 49L29 47L26 49L28 50ZM31 49H33L31 47ZM30 49V50H31ZM54 49V48H53ZM56 49H59V48H56ZM75 49V48H74ZM120 49V48H117V50ZM222 49V48H221ZM232 49V47H231ZM230 49V50H231ZM111 50V49H110ZM113 50V48H112ZM135 50V48H134ZM184 50V49H183ZM249 50V49H248ZM54 51V50H53ZM57 51V52H58ZM95 51V50H94ZM121 51V50H120ZM120 51H118L120 53ZM263 51V49L261 50V52ZM9 52V53H7ZM11 52V53H10ZM15 53V51H13ZM30 52V51H29ZM32 52V51H31ZM34 52V51H33ZM47 52H50L47 51ZM52 52V51H51ZM50 52V53H51ZM77 52V51H76ZM78 52H81V51H78ZM110 52V51H109ZM179 52V51H178ZM248 52V51H247ZM21 53V54H20ZM94 53V52H92ZM124 55H125V52H123ZM250 53V51L248 52V54ZM37 54V53H36ZM53 54V53H52ZM51 54V55H52ZM58 54V53H57ZM73 54V53H72ZM82 54V53H81ZM89 54V53H88ZM98 54V53H96ZM113 54V53H112ZM134 52L130 51V50H126V55L127 57L129 56H133ZM191 54V53H190ZM251 54V53H250ZM263 54V53H262ZM50 55V56H51ZM61 55H63V53H61ZM60 55V56H61ZM79 55V53H78ZM77 55V56H78ZM118 54H116L115 56H117ZM122 55V56H124ZM179 55V54H178ZM258 55V53H257ZM261 54H259L258 56H260ZM82 56V55H81ZM88 56V55H87ZM95 56V55H93ZM120 56V55H119ZM121 56V57H122ZM135 56V55H134ZM172 56V55H171ZM200 56V55H199ZM217 56V55H216ZM227 56V55H226ZM236 56V55H234ZM263 56V55H262ZM53 57V56H52ZM51 57V58H52ZM62 57V56H61ZM90 57V56H89ZM92 57V55H91ZM97 57L99 58V56L97 55ZM111 57V56H110ZM121 57H116L114 59V61H116V66L113 68L111 67L109 64L106 65L107 66V70L106 72L107 73H103L105 71V68H104V65L103 66H92V64H90L92 66V68H90L89 64L86 63L88 65V70H83L81 71L83 73V79L85 81H87L88 83H91L92 87H89L88 83L84 81L85 84H81V88H82V92L83 91H86V90H94L96 91L97 93L98 92H101L103 95H108L110 90H109V87L111 86H115L116 84L120 85L119 82L121 81H124L126 83L128 82H132L133 79H135V76H133V79L131 80V78L129 76H127L126 74L122 77V76H117L115 80H113L112 78H108V72L112 73V72H118L117 70V67L120 65V63H124L126 62V58L122 59ZM139 57V56H138ZM176 57V56H174ZM223 58L226 59L225 55L222 56ZM233 57V56H232ZM255 57V56H254ZM28 58V59H27ZM44 58V56H43ZM50 58V59H51ZM59 58V57H57ZM93 58V57H92ZM101 58V57H100ZM258 58V57H257ZM261 57H259V60L261 61L260 59ZM42 59V58H41ZM79 59V57H78ZM86 59V58H85ZM135 60V58H132ZM131 58L129 60H132ZM168 59V58H167ZM228 59V58H227ZM264 59V58H263ZM89 60V58H88ZM96 60V59H95ZM98 60V59H97ZM100 60V59H99ZM102 60V59H101ZM111 60V59H110ZM109 60V61H110ZM207 60V59H206ZM221 60V59H220ZM223 60V59H222ZM229 60V59H228ZM234 60V59H233ZM56 61V59H55ZM92 61V60H91ZM104 61V60H102ZM113 61V62H114ZM133 61V60H132ZM163 61V60H162ZM251 61V60H250ZM46 62V60H45ZM48 62V61H47ZM52 63V61H50ZM49 62V63H50ZM90 62V61H89ZM93 62V61H92ZM98 62V61H96ZM106 62V60H105ZM129 62V61H128ZM134 62V61H133ZM137 62V61H135ZM134 62V63H135ZM205 62V61H204ZM229 62H234V61H229ZM258 62V61H256ZM255 62V63H256ZM43 63V62H42ZM231 63H229L228 65L230 66ZM240 64H243L244 62H239ZM261 63V62H260ZM85 64V65H86ZM99 64V63H98ZM100 64H107V63H100ZM114 64V63H113ZM132 64V63H131ZM197 63H192V65H196ZM233 64V63H232ZM235 64V63H234ZM259 64V63H258ZM21 65H22V68H21ZM42 65V64H41ZM54 65V64H53ZM86 65V66H87ZM95 65H97L95 63ZM135 65V64H134ZM225 65V64H224ZM223 63H219L217 61H215L214 59L208 61V62H205L204 66H210V67H213V68H216L218 71H219V74H229V72H233V70L236 69V67H232L231 69L229 67H224ZM227 65V63H226ZM225 65V66H226ZM261 65V64H260ZM44 66V65H43ZM47 66V65H45ZM49 66H52V65H49ZM56 66V64H55ZM203 66V65H202ZM237 66V64H236ZM255 66H257L256 64H252V63H246V64H243V67L241 68L243 71L246 69L247 71H249L251 68L255 69ZM32 67V66H31ZM30 67V68H31ZM32 67V68H33ZM239 67V66H238ZM21 68V70H20ZM34 68V72H35V69ZM43 68V67H42ZM51 68V67H50ZM83 68H85L83 66ZM182 68V67H181ZM199 68V67H198ZM45 69V68H44ZM53 69V68H52ZM187 69V68H186ZM208 69V68H207ZM30 70V69H29ZM37 70V69H36ZM42 70V69H41ZM51 70V69H50ZM49 70V71H50ZM57 70V69H56ZM181 69H177L176 71H180ZM212 70V69H211ZM30 71H33V70H30ZM43 71V70H42ZM53 71V70H52ZM52 71H50L52 73ZM171 71V70H170ZM175 71V70H174ZM186 71V70H185ZM260 71V70H259ZM262 71V70H261ZM44 72V71H43ZM79 72V71H78ZM134 72V71H132ZM194 72V71H192ZM198 72V70H197ZM202 71H200L201 73ZM237 72V70H236ZM241 72V71H240ZM7 75L9 76V78L13 79L14 78V72H6ZM29 73V71H28ZM48 73V72H47ZM103 73V74H101ZM216 73V72H215ZM238 73V72H237ZM253 73V72H252ZM250 73V74H252ZM261 73V72H260ZM46 74V73H45ZM57 74V73H55ZM59 74V72H58ZM61 74V73H60ZM59 74V75H60ZM103 75L101 78H99V75ZM214 74V72H213ZM233 74V73H232ZM248 74V73H247ZM257 74H258V71H257ZM16 75H20V74H17ZM33 75V74H32ZM50 75L49 73L46 74L45 76H43V79ZM211 75V74H210ZM249 75V74H248ZM41 76V78H42ZM54 76V75H53ZM58 76V75H57ZM137 76V75H136ZM217 76V75H216ZM225 76V75H224ZM252 76V75H251ZM250 76V77H251ZM19 77V76H18ZM22 77V76H21ZM25 78V76H23ZM28 77V74L27 76ZM33 77V76H32ZM64 76H62L63 78ZM67 77V76H66ZM219 77V76H218ZM226 77V76H225ZM35 78V76L33 77ZM32 78V79H33ZM51 78V76H50ZM56 78V77H55ZM60 78V77H59ZM58 77H57V83H58V80H60ZM234 78V77H233ZM240 78H244V73H241L240 76H238L236 79H240ZM246 78H247V75H246ZM245 78V80H246ZM2 79V81H0V83L4 82V78H0V80ZM18 79V78H17ZM22 79V78H21ZM41 79V80H43ZM48 79V77L46 78ZM64 79V78H63ZM220 79V78H219ZM255 79V78H253ZM257 79V78H256ZM255 79V80H256ZM260 78H258L259 80ZM14 80H16L14 78ZM31 80V79H30ZM40 80V79H39ZM51 80V79H50ZM62 80V79H61ZM60 80V81H61ZM147 80V79H145ZM27 81H29V78L27 79ZM45 81V80H44ZM47 81V80H46ZM55 81V80H54ZM150 81V80H149ZM254 81V80H253ZM260 81V80H259ZM258 81V82H259ZM31 81H29V84H30ZM34 82V79L33 81ZM39 82H43V81H39ZM50 82V81H49ZM51 82H53L51 80ZM106 82V83H105ZM24 83V82H23ZM21 83V84H23ZM26 83V82H25ZM24 83V84H25ZM56 82H54L55 84ZM105 83V84H104ZM134 83V82H133ZM256 83V82H255ZM255 83H252V84H255ZM260 83V82H259ZM262 83V82H261ZM28 84V83H26ZM51 84V83H50ZM53 84V83H52ZM263 84V83H262ZM261 84V85H262ZM20 85V84H19ZM18 85V86H19ZM41 85V84H40ZM47 85V84H46ZM17 86V87H18ZM23 86V85H22ZM123 86V85H122ZM134 86V85H133ZM131 86V87H133ZM0 88L2 91H3V85L0 84ZM16 87V86H14ZM20 87L18 89H16L15 92H18L19 93V96L17 95L16 97H21V93L26 92V91H30V88L29 90H23L25 88H23L21 91V93L17 90H20ZM29 87H32V85H30ZM28 87V88H29ZM38 87V86H36ZM41 87V86H39ZM56 86H54L55 88ZM58 87V86H57ZM116 87V86H115ZM259 87V86H258ZM257 87V88H258ZM35 88V87H34ZM46 88V87H45ZM50 88V87H49ZM52 88V87H51ZM114 88V87H113ZM117 88V87H116ZM149 88V87H147ZM251 88H252V85H251ZM259 88H263V87H259ZM258 88V89H259ZM53 89V88H52ZM255 89V88H253ZM256 90V91H253V90H250V91H247V92H243L242 94H240L238 97H237V102L235 103L236 106L232 109L231 112H223V111H220V113L218 114L217 116V119L216 118H210V120L212 119L213 122L215 123V125H218V127H222V126H226L225 128L223 129H220L222 132V134L218 133V136H217V139L212 143V144H209L210 147H213V148H217V150H220V149H225V148H235V146L237 145L238 143V140L239 138V129H237V127H241V126H246V125H250V121L251 119H240L236 122H229L227 123V121H230L231 119V115H235L237 114L238 112H242V111H245L246 108H256L258 105H261L262 107H264V92H261L259 90ZM15 90V89H13ZM33 91L34 90H37L36 88L35 89H32ZM31 90V91H32ZM51 90V89H49ZM112 90V89H111ZM117 90V89H116ZM140 90V89H139ZM1 91V92H2ZM30 91V92H31ZM118 91V90H117ZM134 91H137V90H134ZM143 93L145 95H148V91H144L142 90ZM26 92V93H28ZM55 92V91H54ZM120 92V91H119ZM124 92V91H123ZM42 93V92H41ZM138 93V92H137ZM51 94V92L49 93ZM115 94V92H114ZM120 94V93H119ZM35 95V94H34ZM43 95V94H42ZM47 96H49L47 93L45 94ZM54 95V93H53ZM57 95V94H56ZM110 95V94H109ZM116 95H118V93H116ZM132 95V94H131ZM166 96L168 98V101H163L160 105L163 109H160V106L157 108L156 107V104H151L150 107H145L146 108V111H149L150 109L153 110V111H156V113H160V116L158 114V116L160 117L158 122L160 123H169V121L175 117H179L181 114H184L185 116H188L186 119H185V122L182 123V124H179L178 126V130H181V131H187V132H190L192 131V133H201L203 134L204 133V130L202 129H199L198 126L195 125V119L194 118H191L190 116L194 115V114H190L192 113L190 111L191 107H192V104L190 103V101L188 100V97L187 96H181V97H176V96H172V95H166V94H162V97ZM125 96V95H124ZM34 97V96H33ZM112 97V96H111ZM120 97V96H119ZM123 97V96H122ZM138 97V96H137ZM150 97V96H149ZM22 98V97H21ZM48 98V97H47ZM50 98V97H49ZM48 98V99H49ZM105 99H108V96L106 97H103ZM118 98V97H117ZM129 98V97H128ZM132 98V97H131ZM130 98V99H131ZM134 98V97H133ZM180 98H183L185 100V103L182 104L180 103ZM34 99V98H33ZM104 99V100H105ZM122 99V98H121ZM138 99V98H137ZM141 99V98H140ZM150 99V98H149ZM38 100V98H37ZM44 100V99H43ZM54 100V99H53ZM110 100V99H109ZM108 100V103L111 104L113 102H109ZM15 101V100H14ZM18 101V100H17ZM16 101V102H17ZM112 101V100H111ZM116 101H120V100H116ZM155 101V100H154ZM32 102V101H31ZM47 102V101H46ZM49 102V101H48ZM127 102V100H126ZM144 102V101H143ZM11 103H14L13 101ZM19 103V101H18ZM36 103V102H35ZM57 103V102H56ZM55 103V104H56ZM121 103V101H120ZM123 103V102H122ZM132 103V102H131ZM140 103V102H139ZM153 103V102H151ZM155 103V102H154ZM27 104V103H26ZM54 104V105H55ZM107 104V102H106ZM106 104H104L106 106ZM117 104V103H116ZM124 104V103H123ZM143 104V103H142ZM52 105V106H54ZM103 105V104H102ZM103 105V106H104ZM118 105L120 106L121 104L118 103ZM127 105V104H126ZM134 105H135V102H134ZM138 105V104H137ZM144 105V104H143ZM149 105V104H148ZM179 105H181V108L180 109H177L179 108ZM46 106V105H45ZM51 106V105H50ZM101 106V105H100ZM102 106V107H103ZM108 106V104H107ZM116 106V105H115ZM122 106V105H121ZM124 106V105H123ZM13 108V106H11ZM20 105H17L16 107H14L13 110L15 111H18ZM23 107V106H22ZM55 107V106H54ZM109 107V106H108ZM113 107V105L111 106ZM127 107V106H126ZM136 107V106H135ZM142 107V106H141ZM140 106L138 107L139 109H142ZM24 108V107H23ZM52 108V107H51ZM104 108V107H103ZM106 108V107H105ZM115 108V107H114ZM117 108V107H116ZM115 108V109H116ZM100 109V107H99ZM129 109V108H128ZM264 109V108H263ZM20 110V109H19ZM38 110V109H37ZM41 110V109H40ZM49 110V109H48ZM106 110V109H105ZM104 110V111H105ZM110 110V108H109ZM109 110H106L108 111L109 113ZM113 110V108L111 109ZM118 110V109H117ZM144 111V109H142ZM141 110V111H142ZM21 111V110H20ZM53 111V110H52ZM102 111V110H100ZM103 111V112H104ZM115 111V110H114ZM114 111H110V112H114ZM130 111V110H129ZM128 111V112H129ZM140 111V112H141ZM19 112V111H18ZM101 112V113H103ZM116 112V111H115ZM119 112V111H118ZM117 112V113H118ZM124 112V111H123ZM127 112V111H125ZM52 113V112H50ZM155 113V115H156ZM22 114V112H21ZM26 114V113H24ZM111 114V113H110ZM109 114V115H110ZM119 114V113H118ZM117 114V115H118ZM124 114V113H123ZM128 114V113H127ZM137 114V113H136ZM143 114V112H142ZM151 114V112H150ZM163 114V115H162ZM19 116L18 119L22 116H20V112L18 114ZM51 115V114H50ZM108 115V114H107ZM134 115V114H133ZM148 117H151V119L153 118L151 115L147 114ZM146 115V116H147ZM101 114L98 115V118L100 119L101 117ZM120 116L122 117V115L120 114ZM127 116V115H125ZM130 116V115H129ZM15 117V118H17ZM47 117V116H46ZM105 117V116H104ZM109 117V116H108ZM112 117V114L111 116ZM120 117V118H121ZM135 117V116H134ZM106 118V117H105ZM125 118V117H124ZM129 118V117H128ZM137 118V117H136ZM38 119V118H37ZM102 119V118H101ZM112 119V118H111ZM115 119V118H113ZM130 119V118H129ZM144 119V117H143ZM148 119V118H147ZM150 119V118H149ZM181 120H184V118H179V121ZM16 119H14L13 121V124H15L14 122H18L20 121V119L17 121H15ZM41 120V119H40ZM46 120V119H45ZM50 120V118L48 119ZM107 120V118H106ZM128 119H125L123 121H127ZM146 120V119H145ZM23 121V120H22ZM28 121V124H29V120H26V122ZM121 121V122H123ZM134 120H130V122H133ZM138 121V120H137ZM135 121V122H137ZM150 121V120H149ZM40 122V121H39ZM111 122V121H109ZM148 122V121H146ZM151 122V121H150ZM212 122V121H211ZM19 123V122H18ZM21 123V122H20ZM23 123V122H22ZM25 123V122H24ZM48 123V122H47ZM46 123V124H47ZM100 123H104L103 121H101ZM113 123V120L112 122ZM117 123H119V121H117ZM116 123V124H117ZM124 123V122H123ZM122 123V124H123ZM138 123V122H137ZM227 123V124H226ZM26 124V123H25ZM27 124V125H28ZM35 124V123H33ZM45 124V123H44ZM198 124V123H197ZM11 125H12V122H11ZM17 125V123H16ZM19 125V124H18ZM22 125V124H21ZM32 125V124H30ZM49 125V124H48ZM47 125V126H48ZM103 125V124H101ZM129 125V124H128ZM127 125V126H128ZM135 125V124H134ZM13 126V125H12ZM24 126V124H23ZM33 126V125H32ZM40 126V125H39ZM46 126V125H45ZM125 126V125H124ZM139 126V125H138ZM19 127V126H18ZM22 126H20L21 128ZM115 127V126H114ZM126 127V126H125ZM137 127V126H136ZM141 127V125H140ZM17 128L16 126H14V129ZM102 128V127H101ZM111 128V126H110ZM119 129L115 130V133H116V136L117 138L119 139V141H117L115 138L114 139H111L109 141H107V143H110V142H113V140L115 142H117L116 144H119L120 146H115L113 149L110 148V158H109V161H110V166L112 167L113 171H109L108 172L106 171L105 172V178L110 182V188L109 187H105V188H109V190L107 191H102V187L100 188V182L98 183L99 186H97L96 184V181L94 182L93 180H95L93 178H90L92 176H90L88 178L87 175H85V173H81V174H75L73 173L74 171H72V169L70 171H72V174L75 176L76 179L72 178V180L74 181L73 184L75 186V188L77 187H80V188H85L86 189V192H93V193H96L97 194V198L96 199H93L89 202V205L88 206L90 208V213H84V212H79L78 209H80V206L79 208L77 207L78 205L77 202L79 201H75V198L74 197H71L70 200H73V206L78 208L76 210H78V212H69L71 215L68 216V217H78V218H81V219H87V220H90V221H80V228H77L75 226H72V228L70 229H63L61 228L58 232H57V236L58 238H60L61 234L60 232L62 230H68L70 232L69 236H67L68 238H63L61 239L62 242H61V249H62V252H60L65 258L62 262V260H60L62 263H58V264H128L127 260L125 259V257L127 255H134V253L138 252V251H144L152 256H155V257H158V258H161V259H165V260H168L170 261L172 264H201L205 261H208L206 255L207 254H210V260L212 262H209L211 264H264V256L261 255L260 253V250L261 248H264V205H260L259 203H256L254 200H253V197H252V194H250L249 190V194H250V199L248 201V205H250V207H245V206H242V205H239L241 204V199L237 196V197H232V196H223L224 194H226L225 192L227 190H230L229 187H232V189L234 188V182L233 180L231 179H228V177H225L224 175H221L220 173L222 171L218 170L215 166H213L210 161L208 160L207 162H200L199 159H197L196 161L200 164V165H203L204 168H208V170L204 171V168L203 170L201 168H197L195 173H197V175L203 179L204 181L203 182H198L196 180H192L194 182H186L188 181L187 179H182L181 177L180 178H172L169 174H166L164 177H162L160 180H158L157 182V186L155 188H152V189H149V188H145L139 184H136L134 183L135 180L138 179V176L141 174L137 171V168L139 169H146V170H149L152 166V163H154L152 161V157H147V158H143L141 156L136 155V153H134L136 150L134 149H131V145L135 147L140 146V145H144V144H151L152 147H151V150L154 151L155 149L158 150L159 148H163L165 147L166 145V141L163 140L164 138H169L172 134V131H174L176 128L175 126H171V124L167 125L164 130H166V134L164 133H161L160 134V139L158 140V136L156 138V140H154L153 137H150L149 138V141L147 142H142L143 138L145 137L144 135H142L141 133H138L135 134L136 138H133L130 140V136H133L134 135V132H131L129 133L130 131L128 130V132H126V128L122 129L120 127H118ZM134 128V127H133ZM22 129V128H21ZM31 129V128H30ZM116 129V128H115ZM217 129V128H216ZM19 130V129H18ZM133 130V129H132ZM135 130V129H134ZM138 130V129H136ZM2 130H0V133H3ZM12 131V130H10ZM112 131V130H111ZM261 131V129H258L255 133L258 134L259 132ZM47 132H48V129H47ZM114 132V131H113ZM179 132V131H178ZM177 132V133H178ZM9 133V132H8ZM7 133V134H8ZM11 133V132H10ZM13 133V132H12ZM41 133V132H40ZM45 133V132H44ZM106 133V132H105ZM111 133V132H110ZM153 133V132H152ZM152 133L150 134H146V136H151ZM17 134V133H16ZM48 134V133H47ZM170 134V135H169ZM176 134V132H175ZM15 135V134H13ZM18 135V134H17ZM20 135V134H19ZM40 135V134H39ZM260 135V134H258ZM21 136V135H20ZM53 136V135H52ZM114 135V137H116ZM144 136V137H143ZM2 137H5V136H2ZM10 137V136H8ZM15 136H13V138H15ZM25 137V136H24ZM28 137V136H27ZM51 137V136H50ZM130 137V138H129ZM12 138V139H13ZM8 139V138H7ZM6 139V140H7ZM11 139V138H10ZM17 139V137L15 138ZM47 139V138H45ZM9 140V139H8ZM14 140V139H13ZM40 141V140H39ZM38 141V142H39ZM45 141V140H44ZM13 142V141H12ZM18 142V141H17ZM48 142V141H47ZM7 143V141H6ZM9 143V142H8ZM19 143V142H18ZM34 143V142H33ZM32 143V144H33ZM50 143V142H49ZM90 143V142H89ZM141 143V144H140ZM10 144H12L10 142ZM20 144V143H19ZM28 144V143H27ZM26 144V145H27ZM31 144V145H32ZM35 144V143H34ZM114 144V143H113ZM24 145V144H23ZM25 145V146H26ZM40 145V143H39ZM99 145V144H98ZM106 145V144H105ZM115 145V144H114ZM13 146V145H11ZM22 146V144H21ZM34 146V145H33ZM32 146V147H33ZM149 146V145H148ZM14 148V152H15V145L13 146ZM31 147V146H30ZM105 147V146H104ZM121 147V149H120ZM137 147V148H138ZM20 148V147H19ZM57 148L59 151H61L62 153L64 154H68L66 151V147L64 145H57ZM93 149H96L97 151H104L105 154H108L107 150H102L101 147L100 148H97V147H92ZM133 148V147H132ZM22 149V148H21ZM20 149V150H21ZM25 149V148H24ZM41 149V148H40ZM23 150V149H22ZM143 150V149H142ZM150 150V149H149ZM26 151V150H25ZM160 151V149L158 150ZM17 152V150H16ZM66 152V153H65ZM140 152V151H139ZM57 153V152H56ZM119 153H121L120 155L121 158L119 157ZM141 153V152H140ZM10 154V153H8ZM11 154H14V153H11ZM10 154V156H11ZM17 155H19L18 153H16ZM21 154V153H20ZM24 154V153H23ZM30 154V153H28ZM151 154V153H149ZM205 155V153H203ZM216 154H219L216 150H215V154L211 155L209 154L210 156H214ZM184 155V154H183ZM196 155H199L196 154ZM204 155H202V157H204V159L206 158ZM14 156V155H13ZM16 156V155H15ZM20 156V155H19ZM22 156V155H21ZM25 156V155H24ZM23 156V157H24ZM34 156V155H33ZM67 156V155H66ZM73 156V155H72ZM100 156V155H99ZM176 156V155H175ZM60 157V156H59ZM107 157V156H106ZM188 157L186 154L183 156V158H186ZM215 157V156H214ZM230 157V156H229ZM28 158V157H27ZM31 158V156H30ZM63 158V157H62ZM62 158H56V162L57 163H62ZM66 158V157H65ZM77 158V157H76ZM75 158V159H76ZM218 158V156L216 157ZM26 159V158H25ZM69 159V158H68ZM177 159V158H176ZM179 159V158H178ZM208 159H210V157H208ZM18 160V159H17ZM16 159L13 160V161H17ZM29 160V158L27 159ZM80 160V159H79ZM183 160V159H182ZM211 160V159H210ZM246 159L245 158H240V160H238L237 162H235V166H240ZM30 161V160H29ZM32 161V160H31ZM66 162V160H64ZM70 161V160H69ZM14 162V163H15ZM71 163L73 162L72 160L70 161ZM94 162V161H93ZM105 162V161H104ZM18 164V162H16ZM26 163V162H25ZM69 165L71 163L67 162ZM101 163V162H100ZM99 163V164H100ZM12 164V163H11ZM29 164V162H28ZM26 163V165H28ZM31 164V163H30ZM33 164V162H32ZM107 164V163H106ZM104 163V165H106ZM206 164H208L209 166H207ZM49 165V164H48ZM53 165V164H52ZM68 165V166H69ZM72 165V164H71ZM188 165V163H187ZM25 166V165H24ZM30 166V165H29ZM65 166V165H64ZM74 166V164H73ZM89 166V164H88ZM100 166V165H99ZM61 167V165H60ZM104 167V166H102ZM107 166H105L106 168ZM10 168V166L7 167V169H5L3 172V175L5 177H8L7 174H11L10 176L14 175V170H11L9 171L8 169ZM16 168V167H15ZM23 168V167H22ZM31 168V167H30ZM58 166L56 165L55 169L58 170ZM62 168V167H61ZM73 168H77L78 167H73ZM80 168V167H79ZM82 168V167H81ZM91 168V167H90ZM101 168V167H100ZM229 168V167H227ZM242 168V166H241ZM108 169V167H107ZM106 169V170H107ZM110 169V168H109ZM111 169V170H112ZM235 169V167H234ZM237 169V168H236ZM62 170V173H66L64 175H60L58 173V175L60 176H63L61 178H65L64 176L67 175L68 173L64 171V167L61 169ZM81 170V169H80ZM92 170V169H91ZM241 170V169H240ZM20 171V170H19ZM78 171V170H77ZM86 171V170H85ZM89 171V170H87ZM93 171V170H92ZM91 171V172H92ZM105 171V170H104ZM103 171V173H104ZM127 171V172H126ZM238 171V170H237ZM251 171V170H250ZM9 172V173H8ZM17 172V171H16ZM22 171L21 170V174H22ZM54 170L52 168H45V170L41 173L43 174V176L45 178H51L52 177V174H53ZM90 172V171H89ZM99 172V171H98ZM192 172V170H191ZM206 172H208L206 174ZM239 172V171H238ZM241 172V171H240ZM242 172H244L242 170ZM55 173V172H54ZM61 173V172H60ZM69 173V174H70ZM95 173H97L95 171ZM94 173V174H95ZM100 173V172H99ZM249 173V172H248ZM17 175L19 173H16ZM25 174V173H24ZM57 174V173H56ZM72 174H71V177H72ZM87 174V173H86ZM93 174V172H92ZM101 174V173H100ZM224 174V173H223ZM242 174V173H241ZM14 175V177H10L9 181H6V182H1L0 180V189L2 190V193L4 194H10L11 192L9 191V189H7V186H8V183H17L19 180H22L21 177H23L24 175L22 174V176L20 175ZM96 175V174H95ZM98 176H101L97 173ZM131 175V177H130ZM190 175V174H188ZM17 176V177H16ZM40 176V175H39ZM97 176V177H98ZM242 176V175H240ZM54 177V176H53ZM52 177V178H53ZM68 177V176H67ZM25 178V177H24ZM61 178L59 177V179L61 180ZM100 178H103V177H100ZM99 178V179H100ZM240 178V177H239ZM58 179V180H59ZM104 179V178H103ZM245 179V178H244ZM262 179V178H260ZM24 180V179H23ZM64 180V179H63ZM97 180V179H96ZM101 180V179H100ZM106 180V181H107ZM147 180V179H146ZM232 183L233 186H231V183ZM247 179H245L244 181H240L239 179L237 180L236 184L239 185V184H242L244 186V182H246ZM249 180V179H248ZM4 181V180H3ZM26 181V180H25ZM30 181V179H29ZM34 181H37V180H34ZM42 181V180H41ZM58 182V181H57ZM64 182V181H63ZM62 182V183H63ZM251 184L253 183V181H250ZM22 183V182H21ZM31 183V182H30ZM72 183V182H71ZM103 183V182H102ZM259 183V182H258ZM261 183V182H260ZM11 184V185H12ZM33 184V183H31ZM37 184V183H36ZM36 184H33V193L31 194V198L29 197L30 193L28 195L25 194L24 192V189L25 188H20L19 192H20V198L17 197L14 193V195H10V196H13L12 198V201L13 205H16V207L19 209V213H15L16 211H13L14 214H17L15 217V219L13 218L15 215H13V212L11 213L10 212V216L8 217V221L5 223L3 221H1L0 219V252L1 251H4L5 249L9 248L7 247L6 248V243L8 242V240H5V239H10L11 237H14V240H10L12 241V245H13V248L14 246H18V252H17V255L18 257H21V255H24V250L22 248V245L20 244V242L18 243L16 238H18L19 240H21L22 238V225L19 226L18 224H15L17 223V219L20 220V218H22L23 215H27V218L28 220H30V224L32 225V227H35V229L37 231H39L40 229L44 228V227H39L36 223H38L39 221V218H36L38 216V213L42 212V213H53L54 215H56V217L60 220L58 214H57V210H55V207L57 205H55L54 208H51V207H48L47 205H49V203H45L46 202V197L43 195L42 197H45V202L41 200V197H40V194L36 193V189H37V186ZM38 184H40L38 182ZM59 184V182H58ZM64 184V183H63ZM69 184V183H68ZM108 185V182L106 183ZM163 185V184H167L166 187H171V192L173 193V195L175 196L176 194L180 195L182 197L183 200H179L176 202L173 203V204H167V203H160L158 201H156L154 198H153V195H147V192L149 191H153L155 190V195L156 196H164L165 193H164V190H162V187L160 185ZM247 184V182H246ZM245 184V186H246ZM255 184V183H253ZM252 184V185H253ZM14 185V184H13ZM25 185V184H24ZM30 185V184H29ZM47 185V184H46ZM103 185V184H101ZM249 185V184H248ZM259 185V184H258ZM41 186V184H40ZM72 186V184H71ZM70 186V187H71ZM104 186V185H103ZM241 186V185H240ZM255 186V185H253ZM10 187V186H9ZM8 187V188H9ZM24 187V186H23ZM59 187V186H58ZM242 187V186H241ZM249 187H252V186H249ZM256 187V186H255ZM263 187V185H262ZM36 188V189H35ZM57 188V187H56ZM254 189V187H252ZM12 190H15L17 191L18 189V186H16L14 188L11 187ZM10 189V190H11ZM131 189L133 190V193L131 191ZM168 189V188H166ZM231 189V190H232ZM245 189V188H244ZM243 189V190H244ZM256 189V188H255ZM262 188H258L256 189L257 190H260ZM38 190V189H37ZM43 190V189H41ZM237 190V189H236ZM239 190V189H238ZM241 190V189H240ZM9 191V192H8ZM28 191V190H27ZM26 191V193H27ZM62 191V190H61ZM98 191H101V192H98ZM242 191V190H241ZM70 192V191H69ZM228 192V191H227ZM235 192V191H234ZM239 192V191H238ZM45 193V192H43ZM47 193V192H46ZM75 193V192H74ZM76 193H79L76 191ZM75 193V195H76ZM176 193V194H174ZM13 194V193H12ZM51 194V193H50ZM63 194V193H62ZM65 194V193H64ZM63 194V195H64ZM70 194V193H69ZM229 194V193H228ZM74 195V194H73ZM72 195V196H73ZM80 195V194H79ZM82 195V194H81ZM51 196V195H50ZM78 196V194H77ZM166 196L169 197V195L166 194ZM235 196V195H234ZM80 197V196H78ZM63 198V197H62ZM67 198V197H66ZM77 198V197H76ZM81 198V197H80ZM84 198V197H83ZM82 198V200H83ZM170 198H173L172 196ZM10 200V198H8ZM44 199V198H43ZM79 199V198H77ZM86 199V197H85ZM84 199V200H85ZM88 199V198H87ZM174 199V198H173ZM176 199V198H175ZM243 199V198H242ZM246 201V200H245ZM48 202V201H47ZM50 202V201H49ZM72 202V201H71ZM87 202V201H86ZM85 202V203H86ZM173 202V201H171ZM242 202H244L242 200ZM51 203V202H50ZM52 203H53V200H52ZM51 203V205H52ZM81 203V201H80ZM170 203V202H169ZM220 203L223 205V211H225V213L223 215H218V211L220 209ZM47 204V205H46ZM75 204V205H74ZM232 204V206H231ZM245 204V203H244ZM243 204V205H244ZM12 205V206H13ZM227 205V206H226ZM110 206V207H109ZM219 206V207H218ZM111 207L114 208L115 212L118 213L117 214V218H113V217H110L111 214H112V210H111ZM58 208V206H57ZM61 208V207H60ZM59 208V209H60ZM199 208L201 211L199 214H196V209ZM235 209H238L237 211ZM72 210V209H70ZM69 210V211H70ZM83 210V209H82ZM221 210V209H220ZM84 211V210H83ZM236 211V212H235ZM59 212V210H58ZM86 212V211H85ZM89 212V211H87ZM63 213V212H62ZM65 213V212H64ZM221 213V212H220ZM61 214V213H59ZM13 215V216H12ZM113 215V214H112ZM144 216H147V219H143ZM65 217V215L63 214V218ZM204 217H212L214 219L217 220V218H220V220H223L224 222V225H225V228H224V231H222L223 228H220L221 230V233L223 234L222 237H220V234H219V241H215L216 244L214 243H210V241L206 240L204 238V233L202 230H200V226L202 225V222L201 221H205V220H202ZM235 217V219H234ZM25 218V217H24ZM62 218V217H61ZM26 219V218H25ZM18 220V221H19ZM23 221V219H22ZM208 221V220H207ZM25 222V221H24ZM27 222V221H26ZM206 222V221H205ZM207 223V222H206ZM21 224V223H20ZM213 224V223H212ZM27 226V225H26ZM24 227V226H23ZM28 229H31L30 227H26ZM65 228H68V227H65ZM25 229V228H24ZM27 229V230H28ZM231 231V235L230 237H225L224 234L227 230ZM87 232H90V233H86L85 231ZM204 230V229H203ZM215 230V229H214ZM34 232V231H33ZM32 232V233H33ZM73 232H78L80 235H81V240H79L78 242H74L73 241V237H75L76 235L73 234ZM169 232V233H168ZM170 232H173V233H176L177 237L175 238H172L170 236ZM27 233V232H26ZM30 233V232H29ZM168 234V238L164 240V244L163 242H161L157 237H152L154 234ZM253 233H256V237L253 236ZM16 235L13 236V235ZM25 234V233H23ZM27 236V234H25ZM24 236V235H23ZM29 236V235H28ZM78 237V236H77ZM76 237V238H77ZM62 238V237H61ZM80 237H78L79 239ZM25 240V239H24ZM77 241V240H76ZM27 242V241H26ZM58 243V242H57ZM30 244V242H29ZM27 244V245H29ZM75 244L76 248L75 249L73 247V245ZM219 244H221V246H219ZM10 245V244H9ZM26 245V244H25ZM165 245V246H164ZM8 246V245H7ZM59 247V245H57ZM12 248V246L10 247ZM9 248V249H10ZM7 249V250H9ZM46 249V248H45ZM58 248H56L57 250ZM60 249V250H61ZM12 250V249H10ZM16 249H14L15 251ZM48 250V249H47ZM58 251V250H57ZM7 252V251H6ZM10 253V252H9ZM47 253V252H46ZM58 253V252H57ZM7 254V253H6ZM12 254V252H11ZM44 254V253H43ZM54 256L56 257V253L54 252ZM14 255V254H12ZM61 255V256H62ZM3 256V255H1ZM11 257V255H9ZM8 256V258H10ZM16 256V255H15ZM48 256V255H47ZM53 256V257H54ZM62 256V257H63ZM7 257V256H6ZM23 257V256H22ZM15 258V257H14ZM58 259V257H56ZM2 259V258H1ZM6 259V258H5ZM11 259V258H10ZM15 260V259H14ZM54 260V259H53ZM8 261V260H7ZM10 261V260H9ZM19 261V260H17ZM41 261V259H40ZM59 261V262H60ZM21 262V261H20ZM26 262V261H25ZM39 262V260H38ZM42 262V261H41ZM54 262V261H53ZM7 263V262H6ZM5 263V264H6ZM10 263V262H8ZM15 263V262H14ZM19 262H16L15 264H17ZM52 263V262H51ZM167 263V262H166ZM11 264V263H10ZM23 264V262H22ZM27 264V263H26ZM53 264V263H52ZM57 264V263H55ZM129 264H137V262H131ZM147 264V263H145Z\"/></svg>","mask_w":264,"mask_h":264},{"label":"snow or ice","instance_id":"obj_3","mask_svg":"<svg viewBox=\"0 0 264 264\" xmlns=\"http://www.w3.org/2000/svg\"><path fill=\"white\" fill-rule=\"evenodd\" d=\"M81 2L83 3L84 0H81ZM177 2H179V0H177ZM2 4H3V0H0V6H2ZM47 22H48V21H45V23H47ZM209 24H210V28H211V29H215V28L218 26L219 22H218V21H212V22H209ZM248 40H249V43L252 42V38H251V36L248 37ZM253 51H255L254 48H253ZM261 63H262V66H264V61H262ZM18 71H19V70H18ZM28 78H29V79H32V78H33V77H32V73H28ZM260 81H261L262 83H264V74H262V75L260 76ZM88 86L91 87V86H92L91 83H89ZM212 87H213L212 84H209V85H208V88H209V89H211ZM258 90L261 91V92H264V88H259ZM211 95H212V93L210 92L209 95H208V96H205L204 99H205V100L209 99V97H210ZM12 110H13L12 107L9 106L7 111H8L9 113H11ZM142 111H143V110H142ZM32 119H33V120H36V117H32ZM37 122H39V121H37ZM216 131H217L218 133L221 132L220 129H217ZM253 139H264V137H253ZM257 157H264V151L252 152L251 155L248 157V162L251 163V162H252L255 158H257ZM241 179L243 180L244 177H241ZM69 203H70V202H69ZM200 211H201V210H200L199 208H197V209H196V214H199ZM259 250H260L261 255L264 256V248H261V249H259ZM9 255H11V253H9Z\"/></svg>","mask_w":264,"mask_h":264}]
</instances>
